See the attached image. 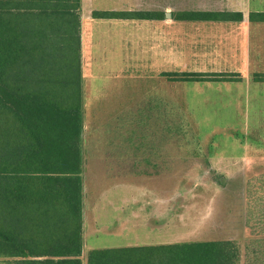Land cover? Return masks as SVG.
Returning a JSON list of instances; mask_svg holds the SVG:
<instances>
[{"label":"rangeland","instance_id":"374dc122","mask_svg":"<svg viewBox=\"0 0 264 264\" xmlns=\"http://www.w3.org/2000/svg\"><path fill=\"white\" fill-rule=\"evenodd\" d=\"M219 1L142 0L138 11H264V0ZM186 24L143 22V43L127 51L126 67H88L85 74L83 68L87 176L93 177L111 125L112 139H119L127 158V183L143 188L126 194L127 214L138 212L133 231L121 240L87 234L84 263L92 249L232 240L244 253L258 240L246 227V209L248 183L264 179V83L254 81L264 74L262 31L254 30L261 44L249 50L247 25ZM111 73L115 82L94 81ZM181 73L241 81L182 83L172 76ZM110 107L121 113L109 114ZM157 188L159 194L149 190ZM157 197H164L158 211L167 216L153 229L148 214Z\"/></svg>","mask_w":264,"mask_h":264},{"label":"trees","instance_id":"16d2710c","mask_svg":"<svg viewBox=\"0 0 264 264\" xmlns=\"http://www.w3.org/2000/svg\"><path fill=\"white\" fill-rule=\"evenodd\" d=\"M81 0H0V264H264V179L247 186L246 227L258 240L93 249L84 257L85 131ZM99 19L153 20L140 12ZM176 22L243 21L188 12ZM250 21L264 23V13ZM182 83L238 76L173 74ZM167 77V76H166ZM254 81L264 83V74Z\"/></svg>","mask_w":264,"mask_h":264},{"label":"crops","instance_id":"0c3cea01","mask_svg":"<svg viewBox=\"0 0 264 264\" xmlns=\"http://www.w3.org/2000/svg\"><path fill=\"white\" fill-rule=\"evenodd\" d=\"M213 2L220 1L213 0ZM252 2H255V0ZM141 9L142 0H81L79 13L81 16V47L84 74L85 68L88 67H126L128 65L127 51L129 49L136 50V45L138 44L141 46L143 43V22H151L162 25L163 23L168 24L169 21L175 22L173 14L169 10H160L154 13L150 12L154 16L153 20L99 19L94 16V13L97 12L136 13L140 12L138 10ZM192 12L241 13L243 21L240 23L197 22L187 23L186 25L198 27H212L214 25L215 27L225 26L233 28L247 25L246 36L248 38V46H250L249 50L252 49L251 46L253 44L256 46L261 44V41L254 37V30L257 29L262 31V44L264 47V23L250 21V15L252 13H264V11L252 9L248 13H245L242 10H202ZM118 72H120V70ZM116 78L117 76L113 75V73L107 74L104 77L96 75L94 81L96 83H110L115 82ZM83 79L85 87L87 82L85 81V75H83ZM109 109V114L111 115H119L121 113L119 108L117 113L115 109H112L111 107ZM113 130L111 125H109L107 131L110 138L103 141L102 152H100V147L98 148V155L95 156L96 164L92 168L93 177L91 180L87 176L88 170L85 162L83 209L84 243L86 241L85 239L87 234L93 236L103 235L114 238L115 240L126 239L127 235L133 231V226H135L137 220L136 216L138 212L127 214L125 205L126 194L131 193L135 196V191H140L141 189L143 190V188H137L136 185L133 186L127 183V170L125 166L123 167V163L127 158L121 153V144L119 139H112ZM116 147L117 149H115ZM114 150L118 151V153H114ZM89 180L91 181L90 186H88ZM149 190H155L159 194L158 188ZM163 202L164 197L162 199L157 197L152 204L151 213L148 214V219L149 222L153 224L151 225L153 229L158 228L160 226V222L164 221V216H167L164 212L159 213L158 211V205H163ZM90 230H92V233ZM85 251L84 247V252Z\"/></svg>","mask_w":264,"mask_h":264}]
</instances>
